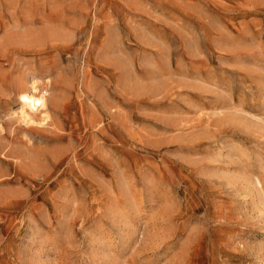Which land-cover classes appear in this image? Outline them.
I'll list each match as a JSON object with an SVG mask.
<instances>
[{
  "label": "rangeland",
  "instance_id": "1",
  "mask_svg": "<svg viewBox=\"0 0 264 264\" xmlns=\"http://www.w3.org/2000/svg\"><path fill=\"white\" fill-rule=\"evenodd\" d=\"M0 264H264V0H0Z\"/></svg>",
  "mask_w": 264,
  "mask_h": 264
},
{
  "label": "bare ground",
  "instance_id": "2",
  "mask_svg": "<svg viewBox=\"0 0 264 264\" xmlns=\"http://www.w3.org/2000/svg\"><path fill=\"white\" fill-rule=\"evenodd\" d=\"M35 84H30L29 92L25 93L23 96L24 104L20 107V111H18V116L21 121L23 120H31V113L34 110L38 109V107H43V97H36L35 96ZM38 101V102H37ZM25 123V122H24Z\"/></svg>",
  "mask_w": 264,
  "mask_h": 264
},
{
  "label": "clouds",
  "instance_id": "3",
  "mask_svg": "<svg viewBox=\"0 0 264 264\" xmlns=\"http://www.w3.org/2000/svg\"><path fill=\"white\" fill-rule=\"evenodd\" d=\"M22 96H23V94H22ZM22 96L19 98V100H20V102H21V104H22V107H23L24 100H23ZM37 102H38V101H37ZM16 111H20V110L18 109V110H16Z\"/></svg>",
  "mask_w": 264,
  "mask_h": 264
}]
</instances>
